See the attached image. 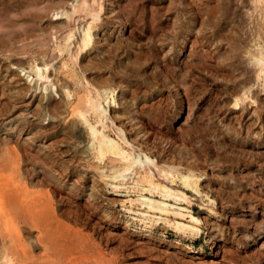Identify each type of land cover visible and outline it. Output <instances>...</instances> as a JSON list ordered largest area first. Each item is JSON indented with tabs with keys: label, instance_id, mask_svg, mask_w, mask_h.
I'll use <instances>...</instances> for the list:
<instances>
[{
	"label": "rangeland",
	"instance_id": "1",
	"mask_svg": "<svg viewBox=\"0 0 264 264\" xmlns=\"http://www.w3.org/2000/svg\"><path fill=\"white\" fill-rule=\"evenodd\" d=\"M73 1L0 0V18H8L3 23L32 18L31 23L17 21L15 28L28 29L34 22L38 26L0 51V264H31L29 253L37 258L44 253L32 252L28 237L34 227L22 218L28 216L25 205L34 195L40 196V215L46 213L42 194L51 193L58 210L68 200L55 189L40 155L38 161H29L37 152L27 138L76 120L75 113L63 115L49 102H60L63 84L74 89L66 76L74 70L72 59L58 54L68 34L61 27L69 23L61 13L87 19V5L99 12L92 30L102 49L83 53L86 70L80 71L93 84L105 83L114 91L118 105L112 117L133 143L149 148L161 161L193 169L213 204L200 205L201 197L192 192L187 209L186 203L168 201L173 211L186 214L172 219L188 223L190 210L200 220L202 230L195 237L163 219L140 222L136 212L125 211L121 204L138 194L114 192L97 173L94 158L79 157L55 167L60 176H71L63 188L71 192L69 197L73 194L70 217L62 221L97 243L114 264H264V73L259 75L257 68V52L264 53V0H78L76 11ZM0 29L11 27L0 23ZM43 60L53 63L55 96L36 90L41 81L30 68L43 67ZM235 98H241L237 106ZM40 103L49 106L38 109ZM61 138L70 143L60 150L67 158L84 145L66 131L56 140ZM77 168L89 181L85 192L77 191ZM144 195L151 196L147 191Z\"/></svg>",
	"mask_w": 264,
	"mask_h": 264
},
{
	"label": "bare ground",
	"instance_id": "2",
	"mask_svg": "<svg viewBox=\"0 0 264 264\" xmlns=\"http://www.w3.org/2000/svg\"><path fill=\"white\" fill-rule=\"evenodd\" d=\"M76 4H78V0H74L71 4L75 11L76 7L78 6H76ZM99 4L100 3H98V5ZM87 6L85 8L86 15L89 17L87 19L68 18L71 16L68 14V11L62 12V10V13L60 12L61 14L67 16L69 23L66 22L68 24L61 27L67 28L65 29V31L68 30V34L63 41L65 45L59 48L58 54L60 53L61 55H63L64 53H66L72 59L71 62L73 64L74 70L67 71L66 76L73 80L69 84H72L74 89L70 90L63 84V86L61 87L64 88H62L64 94H62L63 98H61V96L59 95V98H61L60 102H56L57 99L53 100L52 102L48 100L50 101L49 105L55 104V106L61 110L60 112H62L63 115H66L70 112L75 113L76 120H73L66 126H64L60 122L61 127L58 128L61 129L58 131L54 130V132H52L48 131L47 129L43 132L39 131L40 133L36 136L27 138L28 146L32 148V150L37 152H32L33 155L30 156L31 160H29L30 158L28 160L30 162L35 161L39 158L40 155L44 164L49 167L46 171L44 170V168L43 170L49 175V178L52 179V182L56 184L55 189L62 194V197H64L65 199L68 198L67 201H64L63 199V206L58 210L53 208V201H51V198L49 197L51 193L49 195L42 194L41 199L45 200L42 207L46 212L45 215H40L38 213L39 203H37L36 199L40 198V196L38 197L34 195L29 204L27 203V205H25L28 208V216H24L22 218H25L27 221H32V226L34 227V229L29 230L28 237L32 252L44 249V253L40 258L34 256L35 253L28 254V261L31 264H114V262H116L114 261V259H109L107 254L97 243H92V241L82 235L80 231L73 229L70 225L65 224L62 221L63 217L68 218L69 216L68 208L70 204H72L71 198L73 195L72 194L69 197V194L71 192H66L64 190L65 188H68V181L66 179L70 178L71 176H68L67 172L65 174H62L63 176H60V172H57V169L55 168L56 166H64L65 163H67L63 162L65 160H77L79 157L94 158V160L98 163L96 168L97 173L107 178V180L110 182V188H112L114 192H120L122 189H127L129 192L132 191L133 193H137L138 198L123 200L121 204L125 211L129 213L136 212L139 215L138 221L140 222H148L150 224H153L158 219H163L164 222L166 221L168 225L175 227L178 231L181 230L185 234L195 237L199 235L202 230L200 220L193 216L190 210L188 212L190 215V220L188 221V223L178 222L172 219L171 215H174L175 217H185L186 214L182 213L179 209L177 211H173V207L169 204L168 201L173 199L175 203H186L187 206L185 208L187 209V207L192 204V196H190L188 192H192L194 195H196V197H201L199 203L200 205H204L206 207L213 204V200L202 191L200 176H196V173L193 169H189L187 167V169H185L181 165H175L168 160L161 161L159 156H156L157 154L154 155L151 151L148 150L149 148L146 149L147 147L145 148L139 144H134L132 141L133 138L131 139V135H129V132L127 133L123 128L117 126V123L115 121L116 119L112 117L111 112L115 110L113 106L118 105L117 100L114 96V91L105 83L104 85H100L99 83L97 85H95L96 83L93 84L86 77H84L85 73L80 71V69L82 71L86 70V68H84V65L82 64L84 57L82 54L91 51V49L93 48L102 49V45L100 44L97 33L94 34V31L92 30L98 20L96 16H99V12L91 9L90 5ZM256 7H258V5ZM55 15H59V12L55 13ZM261 18H264V4L261 8ZM6 19L8 18H0V23H2L4 27L10 26L11 29L10 31L0 29V51L8 50L10 46L18 41V37L21 38L23 37V35L27 37L26 30L31 29V31L33 32L37 31L38 26L35 22L31 25V28L28 29L24 27L23 30L17 27L15 28V26L18 24L17 21L28 20L30 22L32 18H9V23L5 24L3 23V21L5 22ZM27 26L28 25L26 24L25 27ZM9 33H13L11 40H7L5 37ZM74 43L76 45H74ZM73 46L76 47V51L72 53ZM257 53H259V57L257 58V68L260 70L259 75H261L262 73H264V53L260 50ZM47 61L48 60H43V64H45L43 65V67H39L40 65H35L36 69L34 70L35 66L33 67L32 65V67L29 68L31 69V71H35L34 73L36 74V77L41 81L39 83L40 87H36V90L40 88L42 93L44 91L49 92L50 90L49 95L51 93V96H55L54 94L56 91H58V87L55 81L53 82V78L51 76V66L53 65V63L47 64ZM19 64L21 65L23 63ZM68 65L69 64L67 62L65 68H67ZM65 81H69V79H65ZM73 90L77 93H75ZM78 93H80V96L78 95ZM74 98L78 100L76 104H73V100H75ZM235 99V105L237 106L239 105L238 103L241 98L239 100L237 98ZM49 105L40 103V105L36 107H38V109L45 107L46 109ZM24 120L26 119L24 118ZM69 126L70 128H68ZM63 131L71 134L77 139L78 142L84 143L82 149H79L78 147L75 149L73 154L70 155L72 156L71 158L61 156L62 152L60 151L61 149H63V147L68 149L70 143L63 140V138L56 140L61 135V132L63 133ZM135 137L136 139L138 138L137 135ZM46 141L52 142L46 146ZM59 141H62L64 145L58 144ZM36 142H42L43 144L40 146H35ZM78 168L77 170H75L77 171V174H79V178H77L80 183L79 185H77V191L79 190L85 192V190L88 188L87 183L89 181L85 179L86 176L84 174V170ZM71 169L73 168H70V170ZM90 169L93 168L90 167ZM34 175L36 176V174ZM71 190L72 189H70V191ZM146 191L151 196H145L144 192ZM89 193L93 194L92 192ZM16 201L20 200L16 199ZM40 205H42V203ZM135 206L138 207L136 208ZM21 216L19 213V216L17 218H19L23 222ZM146 217L149 218V221L145 220ZM28 223L30 222L28 221ZM6 257L8 258L9 256L6 255ZM8 261L6 263H9Z\"/></svg>",
	"mask_w": 264,
	"mask_h": 264
}]
</instances>
